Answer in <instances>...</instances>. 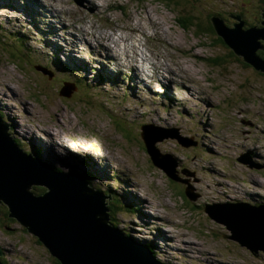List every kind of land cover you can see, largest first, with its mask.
I'll list each match as a JSON object with an SVG mask.
<instances>
[{
    "label": "rangeland",
    "instance_id": "obj_1",
    "mask_svg": "<svg viewBox=\"0 0 264 264\" xmlns=\"http://www.w3.org/2000/svg\"><path fill=\"white\" fill-rule=\"evenodd\" d=\"M40 1L48 8H58L61 13L57 20L62 22V28L65 29L56 30V36L46 37V28L43 26L47 22L45 16L40 15L38 26L34 23L32 27L27 22L29 18L14 12L16 9H12L11 16L4 12L5 3H13L15 0H0V106L5 109L0 110V115L9 125L12 136L6 132L8 137L26 148L24 151L31 152L32 144L23 140L22 136L25 135L16 130L13 124L11 118H15V123L18 121L23 128L34 130L44 146L48 147L49 143V137L45 133L47 130L51 136L52 133L55 134L56 137H52L59 143L70 146L72 150L83 146L97 155L105 153L109 170L97 161L91 166V170L84 171L93 178L96 175L99 179L108 180L106 187L114 192L112 202H103L109 222L117 225L141 245L150 246L161 264H264L263 253L259 252L255 256L231 240L230 232L211 220L202 209L204 203L219 205L246 201L264 204V76L243 63L242 58H226L229 51H232L217 39L197 35L190 27L183 29L178 24L187 12L200 18L217 13L229 27L238 22L232 15H238L245 28L249 24L259 28L262 27L260 22L264 0H86L84 3L82 0ZM177 1L183 5L175 6ZM15 3L19 8L22 7L20 2ZM89 9H93V12ZM73 25L80 30L72 31ZM140 30L143 34L136 33ZM108 32L113 36L109 37ZM13 33L23 37L29 49L21 48L20 38ZM104 35L108 38L107 43L115 46L117 52L122 48L126 53L129 52L128 55L132 57L125 56L131 62L129 67L139 69L134 66L136 61L130 49L134 46L135 52L145 53L151 58L150 65L152 62L155 68H159L158 65L164 68L161 71H165L164 79L167 81L174 78L171 83L178 85L176 78L181 76L182 80L179 82L183 81L184 84L179 87L183 90L174 88L175 93H170L167 113H163L167 107H162L161 103L154 111L161 113L162 117L157 122L166 133L189 138L196 146L184 148L170 138L171 135L161 141L155 140L157 134L148 128L153 123L148 122V119L155 116H139V113L147 110L141 105L137 107V99L140 97L135 95L133 100L129 98V88H126L129 83L125 80L118 90L113 89L112 92L121 94L120 100L125 96L130 101L124 106L128 121L123 113L118 115L111 110L105 93L98 92L103 97L97 101L95 98L99 95H91L83 87L73 89L72 85L66 83L76 81L77 77H88V85L91 87L93 79L99 81L97 75L92 73L93 68L97 69L98 60L89 66L87 77L76 71L79 70L76 69V64L80 59L88 62L92 57L91 52L96 54L90 45L106 46L101 38L96 41L92 39ZM85 37L88 38V44ZM62 38L76 50L66 45L64 55L61 51L55 58L76 72L66 68L73 75L57 77L55 73L46 72L42 67L47 62H50L49 67H57L58 60L51 53L56 45L63 47L60 44L62 41L58 42ZM116 43L120 45L119 48H116ZM261 44L262 48L257 51L260 57L264 56V42ZM218 59H222L223 63L213 65L212 60ZM105 71L108 75L111 74L108 69ZM56 72L59 73L58 70ZM137 79H140V74ZM159 79L161 80L160 76L158 79L156 77V80ZM6 83L10 84L7 85L9 91L4 86ZM171 83L168 82V85ZM80 84L81 82L78 86ZM11 85L18 89L20 98L14 97L10 92L15 91ZM99 90L107 91L108 85L101 86ZM131 90L132 87L129 93ZM193 91L195 96H192ZM62 92L67 96L61 95ZM152 92L155 94V91ZM154 94L148 98L149 104L157 102ZM172 99L173 104L170 102ZM23 100L25 105L21 104ZM130 108H133V115H129ZM120 110L121 107L117 108V111ZM176 110H183L186 116H178ZM6 113L11 118H7ZM109 115H115L125 123L112 116L108 118ZM168 116L173 117L171 121H166ZM141 124H144L142 128ZM115 125H122L120 132L115 130ZM202 126H206L207 133L215 144L203 140V146L201 145L199 134L200 130L204 131ZM145 129L147 130L144 131ZM142 132L146 134L145 142L149 146L157 148L162 155L168 154V161L176 162L175 170L188 179L187 186L193 194L198 195L195 201L190 202L183 196L184 184H176L152 165L144 146L140 144ZM54 144L50 148L51 154L59 156L60 161L63 159L60 155L62 149ZM37 146L33 145L34 148L41 149ZM200 146L209 149L210 154ZM213 153L215 155H211ZM241 154L248 155L251 162L263 164V167L257 170L239 163L237 158ZM56 164H53L54 167L59 165ZM111 167L115 173L111 172ZM213 168H218V173L213 175L210 171ZM104 173L106 175L103 178ZM221 174L224 177H220ZM93 181L97 185L95 178ZM252 183L257 186L259 184L260 187ZM118 200L125 206L129 205L131 210ZM0 264H60L38 238L29 234L16 220L7 217V209L2 204Z\"/></svg>",
    "mask_w": 264,
    "mask_h": 264
},
{
    "label": "water",
    "instance_id": "obj_2",
    "mask_svg": "<svg viewBox=\"0 0 264 264\" xmlns=\"http://www.w3.org/2000/svg\"><path fill=\"white\" fill-rule=\"evenodd\" d=\"M232 17L238 21L232 27H226L218 16L210 21L236 57L264 73V59L257 54L264 42V10L260 28L244 29L241 17ZM61 95L67 96L63 92ZM141 135L152 164L170 180L188 185L170 166V157L160 155L145 142L146 134ZM161 139L156 135L155 140ZM178 142L185 147L191 145L181 139ZM238 161L247 163L245 156ZM184 194L190 201L198 196L188 186ZM104 201L101 192L92 190L77 176L54 173L24 154L0 125V204L6 207L7 217L27 228L60 264H159L150 252L120 235L117 228L112 229ZM226 205H207L204 212L230 232L231 240L254 255L264 254V206Z\"/></svg>",
    "mask_w": 264,
    "mask_h": 264
},
{
    "label": "bare ground",
    "instance_id": "obj_3",
    "mask_svg": "<svg viewBox=\"0 0 264 264\" xmlns=\"http://www.w3.org/2000/svg\"><path fill=\"white\" fill-rule=\"evenodd\" d=\"M15 1H17V0H15ZM37 1V4H35V6H37V7H43L44 8V11H46V12H48V13H51L56 19H58L59 17H61L60 16V12L58 11V8H48V6H46V5H44V3H43V1H40V0H36ZM83 1V3L86 1V0H82ZM8 4H10V3H8V2H6L5 3V6H7ZM43 4V5H42ZM0 5H2V2L0 3ZM27 7H28V5H26ZM83 7H85L84 6V4H83ZM96 7V6H95ZM94 8V7H93ZM0 9H2V7L0 6ZM14 12H18V10L16 9ZM41 20V19H40ZM57 20H55V22H56ZM40 22V21H39ZM67 28V27H66ZM51 34L52 35H55V33H57V31H56V29H51ZM136 33H139V34H143V32H142V30H140L139 32H136ZM56 36V35H55ZM95 38V39H94ZM94 38H92L93 40H95L96 41V39L98 38H101L102 40H103V42L105 43V45L107 46H103L102 44L101 45H96L95 46V49H97V50H101L102 52H103V54L102 55H99V58H102L105 54H107L108 56H109V58H110V61H112L113 63H115L116 65H117V67H118V70L119 71H123L124 69H131V70H133V75L131 76V79H133V80H136L137 79V75H139L140 74V70L139 69H137V67L136 66H138V61H137V59L135 58V63H134V66L136 67V68H133V67H129L128 66V64L130 63V65H131V62L128 60V59H126V58H124L123 60H118V58L116 57V56H114L113 54H112V50H111V48H110V46H109V44L107 43V41L108 40H106V39H108L105 35L104 36H99V37H97V36H95ZM159 40H161V39H159ZM60 41H64L63 40V38H62V40H60ZM73 41V40H72ZM85 41L87 42V44H88V38L87 37H85ZM65 42V41H64ZM79 42V41H78ZM66 44H67V42H65ZM70 43V42H69ZM61 44V43H60ZM117 44V46H116V48H119V46L120 45H118V43H116ZM163 44V43H162ZM70 46V45H69ZM131 46H132V44H131ZM127 47H130V46H127ZM133 48H134V46H132ZM133 48H130L131 50H132V52L131 53H133V57H135V56H141L142 57V60L143 61H145L146 59H149V61H150V57H145V56H143L140 52H135V50H133ZM68 50V49H67ZM120 50V52H123L124 51V48H122V49H119ZM119 52V51H118ZM119 52V53H120ZM125 52V56H129L127 53H126V51H124ZM140 54V55H139ZM158 55V54H157ZM129 57H132L131 55L129 56ZM73 61H75V58H73L72 59ZM102 61V63H107V61L106 60H104V59H102L101 60ZM128 62V63H127ZM62 63V62H61ZM81 62L80 61H78V64H80ZM62 65H63V63H62ZM64 66H65V63H64ZM84 67H85V69L87 68V64L86 63H84ZM158 67L160 68H156L157 69V71H158V73L161 71V70H164V68H162L160 65H158ZM68 68V67H67ZM80 68L81 67H79V70H76L77 72H82L83 73V75H85L86 77H87V75H88V73H86L83 69L82 70H80ZM69 69V68H68ZM70 69L71 70H73V68L72 67H70ZM69 69V70H70ZM70 70V71H71ZM76 71H73V72H76ZM77 75H78V73H76ZM172 74V73H171ZM108 75V74H107ZM170 75V74H169ZM173 75V74H172ZM158 76V75H157ZM178 78H181V76H177ZM139 78V77H138ZM178 78H176V79H178ZM87 79H88V81H90V79L87 77ZM87 79H85V80H87ZM97 79V78H96ZM157 79H158V77H157ZM98 80V79H97ZM167 80V79H166ZM175 80V79H174ZM169 82V81H168ZM114 83V82H113ZM182 84H184V82L183 81H178V85L179 86H181ZM128 86H129V88H131L132 87V90H135V88L132 86V84H128ZM62 90V89H61ZM131 90V91H132ZM63 91V90H62ZM131 91H130V93H131ZM7 97V96H6ZM6 99V98H5ZM0 100H2V97H0ZM6 101V100H5ZM8 105V104H7ZM6 115H9V114H7L6 113ZM10 125H11V123H10ZM13 128V127H12ZM41 131H44V130H41ZM22 134H24L25 136H22V138H23V140L24 139H26V140H28V142L30 143V144H34V145H38V146H40L41 147V149L43 150V158H46L47 160H48V162L49 163H53V164H55V165H57L56 163H58L57 161H58V157H56V156H54V155H52L51 154V149H50V147H47V146H44V142H41L40 141V138L38 139L37 137H36V135L34 134L35 132L33 131V130H31V129H23L22 130ZM39 133V132H38ZM45 133L49 136V139H50V141H48L49 143H50V145L51 146H53V144L54 145H58V147H60V148H62V153L60 154V155H62V160H60V161H62V165L63 166H67L68 168H72V169H75V170H82V171H88V170H91V166L93 167L94 166V163H96L97 161L98 162H101V158L100 157H103V158H107V156H106V154L104 153V155H102V153H99L98 155H97V157H95L94 155H91L90 153H87V150L83 147V146H80V149H78V148H75L74 150H72V148L70 147V146H63V145H65V144H63V143H59L58 142V140L57 139H55L54 137H56L55 136V134L54 133H52V136H54V137H52L50 134H48V131L47 130H45ZM147 133V132H146ZM203 135H204V133H203ZM47 136V137H48ZM141 136V139H142V135H140ZM11 137V136H10ZM38 137H39V135H38ZM46 138V137H45ZM55 140V141H54ZM205 140V139H204ZM46 141V140H45ZM175 141H177L178 142V140H175ZM27 142V143H28ZM47 142V141H46ZM211 143V142H210ZM24 144V143H23ZM206 147V146H205ZM70 148V149H69ZM82 148V149H81ZM77 153H78V155H81L80 157H77L76 155H77ZM83 154H85V157L86 158H84L82 155ZM87 157H88V159H87ZM216 157V156H215ZM83 159H86L87 160V162H84L83 163ZM90 159V160H89ZM57 160V161H56ZM102 163V162H101ZM172 165L173 166H176V162L173 160L172 162ZM102 165H103V163H102ZM70 166H72V167H70ZM102 167V166H101ZM65 168V167H64ZM107 168H108V170L110 169V167L108 166V163H107ZM98 169V168H97ZM217 169L218 168H213V169H210V171H211V173L214 175V174H216V173H218L217 172ZM95 171V170H94ZM105 171V170H104ZM96 172V171H95ZM106 174H108L107 173V171L105 172ZM103 174V178L105 177V175L106 174ZM100 174V173H99ZM220 174V173H219ZM94 175V174H93ZM220 177H224L222 174L221 175H219ZM99 178V177H98ZM102 178L100 179V182L102 183V186H104V187H106V183L108 182V180H106V179H104V180H102ZM258 186H259V184H258ZM233 189V188H232ZM233 192H234V190H232ZM130 194V193H129ZM128 200V199H127ZM106 201V200H105ZM131 201V200H130ZM144 202V201H143ZM142 204V203H141ZM108 207V206H107ZM112 227V226H111ZM25 228V227H24ZM114 227H112V229H113ZM27 231H28V229L27 228H25ZM119 234L120 235H122V236H124L125 238H127V239H129L130 241H132V242H134V243H136L137 245H139V246H141V244L139 243V242H136L135 240H133L130 236H127L128 234L127 233H125L124 231H122V230H119ZM164 251V250H163ZM203 253V252H202ZM205 255V254H204ZM168 256V255H167ZM166 256V257H167ZM164 257V256H163ZM168 258V257H167Z\"/></svg>",
    "mask_w": 264,
    "mask_h": 264
},
{
    "label": "trees",
    "instance_id": "obj_4",
    "mask_svg": "<svg viewBox=\"0 0 264 264\" xmlns=\"http://www.w3.org/2000/svg\"><path fill=\"white\" fill-rule=\"evenodd\" d=\"M178 5H183L181 4L179 1L176 2L175 6H178ZM212 15V14H211ZM209 15L207 18H200V17H197L193 14H190L189 12H187V15L184 16V18H182L181 20L178 21V24L180 25V27H182L183 29H187V27H190L193 32L195 34H199V35H205V36H208L210 37L212 40L214 39H217L219 43H221V45H225V43L223 42L222 38H220L213 26H212V23L210 21V16ZM217 16H219L217 13L215 14ZM223 20V19H222ZM224 23V21H223ZM227 25V23H225ZM249 25H247L246 27H248ZM215 35H217L215 37ZM226 46V45H225ZM226 48H228L226 46ZM229 49V48H228ZM230 50V49H229ZM15 52V51H13ZM15 54V53H14ZM231 57L232 59H235V60H239L235 57V55L229 51V54L226 56V58H229ZM263 59H264V56H261ZM222 59H218V60H212V64L213 65H221L223 62H221ZM80 70H82V68H80ZM72 71V70H71ZM74 71V70H73ZM72 71V72H73ZM59 74V73H58ZM263 74V73H262ZM264 76V74L262 75ZM86 90V89H85Z\"/></svg>",
    "mask_w": 264,
    "mask_h": 264
}]
</instances>
